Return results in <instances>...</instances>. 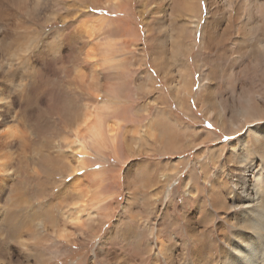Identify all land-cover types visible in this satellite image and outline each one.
Returning a JSON list of instances; mask_svg holds the SVG:
<instances>
[{
    "label": "bare ground",
    "instance_id": "obj_1",
    "mask_svg": "<svg viewBox=\"0 0 264 264\" xmlns=\"http://www.w3.org/2000/svg\"><path fill=\"white\" fill-rule=\"evenodd\" d=\"M131 18L142 25L145 45ZM118 45L134 56L130 68L139 64L147 77L142 94L153 96L134 110L149 114L156 106L131 133L124 124L130 107L121 101L127 85L114 88V96L109 79L111 70L118 81L124 74L127 59L113 52ZM195 46L197 84L188 64ZM147 63L153 75L144 72ZM251 74L264 90V0H0V264H58L86 236L96 241L87 264H138L146 257L149 264H264V109L241 81ZM220 93L234 106L222 105ZM164 97L195 120L193 98L225 133L240 128L234 117L248 125L224 156L223 145L196 154L208 188L201 202V186L183 182L202 220L182 216L187 238L179 245L188 246L182 254L171 234L147 220H116L99 233L111 212L108 160L121 152V140L126 157L144 154L145 143L163 153L187 147L176 137L171 109L159 102ZM208 162L216 169L210 180ZM175 165L166 161L154 174L148 164L131 165L123 174L124 210L141 199L163 201ZM220 212L230 214L222 220L230 231L212 237L205 226ZM141 231L153 239L142 242Z\"/></svg>",
    "mask_w": 264,
    "mask_h": 264
},
{
    "label": "rangeland",
    "instance_id": "obj_2",
    "mask_svg": "<svg viewBox=\"0 0 264 264\" xmlns=\"http://www.w3.org/2000/svg\"><path fill=\"white\" fill-rule=\"evenodd\" d=\"M131 19H134V20H131ZM131 19L130 20L133 23L135 22L134 24L136 25V27L138 26L137 30L140 31L139 34H140V38H141L142 43L141 42H139V43H141L142 45H145L146 40H148V39L145 37V35L143 33L142 25L139 24V21H136V20H138L137 18H131ZM115 35H116V32L114 34H112V38H114ZM192 38L195 39V42L197 43L196 36H192ZM113 50H114L113 52L115 53V56H116L115 58H120L123 55L124 56L127 55L126 57L123 56V58L127 59L126 63H125L126 66L125 65L120 66V73H122L121 70H123V73H124V74H122V76H120V79H119L120 81H118V79L115 78V75H114L115 71L114 70L110 71V72H112V73H110L112 75V77L110 76L109 79L113 83V85H112L113 91L112 92H114L113 93L114 96L117 95L114 88L121 87L122 85H124V89L121 90L123 92L125 90V86L127 85L126 92H124L125 95L123 94L124 97H126L127 99L125 98V99H122L121 101H123V100H125L126 102L128 101L127 106L130 107V109H127V112L129 113L130 117L128 114H126V113L124 114V116H125V120H124L125 123L124 124H126L127 130L131 133L134 130L135 126H136V128H139V126L141 124H145L144 121L147 122L146 119H149L150 116L152 117L154 115V109L156 106L153 104H150L149 114H145L143 112H137L136 113L135 107L137 105L144 104V102L147 103L148 100L153 98V96H149L150 98H147V96L145 94H142L145 90L144 86L148 83L147 77L146 76L143 77L140 75L141 69L137 68L139 64H137L136 67L134 65V68H130V67H132V63H133V61H131L130 59H131V57H134V56H132L128 51L124 50L123 51L124 54L122 55L121 48L119 47V45L117 47H115V49H113ZM197 51H198V48H197V46H195V49H193L191 56H189V62H188V64H190V69H191V72L193 75V80L195 81V84H197V80H198V77H197L198 72L196 73V71H195L196 69H195V65H194V60L199 59L198 58L199 53H197ZM201 56L202 55H200V58H201ZM204 58L206 59L205 56L202 57V59H204ZM130 64H131V66H130ZM150 68L151 67H149V65L147 63V65H145L143 68V69H145L144 72L147 71L149 74L153 75L154 71ZM263 75L264 74H262L261 76H263ZM138 77H140L139 80H138ZM109 79H107V80H109ZM136 79H137V82H136ZM115 80H117V81H115ZM241 81H243L244 83L247 84L246 85L247 89H245V91L251 92L252 96L254 97V100L258 103V105H260L264 109V96H262L264 93V90H263L262 85L256 83V79L253 77L252 74L249 76V79L248 78L245 79V77H243L241 79ZM144 83H145V85H144ZM157 83L158 84L155 86L156 88H160V89L165 88V86H163L162 82H159L157 80ZM138 85L140 86V89H139L140 91L138 89H136ZM221 90H222V88H221ZM221 95L223 96V99H224L223 101L226 102V104L224 102H222V105L226 106L227 109L230 108V106H234V102L232 101L231 98L228 99V101H226L225 100V98H226L225 94L220 93V97H222ZM165 98L166 97H164L163 100H161L159 102L164 101V104L166 105L167 109L168 110L171 109V112L173 114L172 117H174L175 120L177 119L176 125L174 126V128L177 130L176 131V133H177L176 137H180V135H181V140L183 139L182 142L183 141L185 142V144L182 143V145H184V146L187 145V147H185L184 150H182L181 152H178V153H174V152L163 153V152H160L161 151L160 148L158 149V151H149L148 144L145 143L144 145L141 144L139 146V147L144 148V150H145L144 154H141L138 156L129 155L130 157H126L124 154V148L125 147L122 148V146H123V144L121 143L122 140H121V142H119L120 139H118L119 143L117 142L118 143L117 146H121V148H118V151L121 149V152L118 155L112 156L111 159L108 160V165H107V167L109 168V175L111 177L110 183L112 182L111 184L109 183V193L113 190L110 193V194L113 193L112 194L113 196L111 195V197H110L111 198V200H110L111 212H110V215L108 216V218L106 219V220H108V222L106 223V225L104 227H102V229L99 233L103 234L104 231L111 229L112 224L116 220H122L121 221L122 223H126L128 220H133L134 218H136L134 220H140V221L141 220H143V221L147 220V222L148 223L150 222L149 224L153 225V228H155L156 230H158V228H160V229H162V231H165V233L167 232L168 234H171L174 238V241H177V242L173 241L174 246H176L177 249H179L180 254H182L183 252H186L188 250V246H184V245L182 246L181 244L179 245V241L182 242L184 238H187L186 229H185V225L183 222V220H184L183 217H188V216L191 217L192 215H194V217L196 216L195 220H199V221L202 220L201 216L195 212L196 207L198 206V202L195 199L190 198L186 195V191H184L185 187L183 186V182L189 181V185H191L192 182L194 181L195 185L201 186L202 191L198 192V194H197V196L200 195L197 199L198 200L201 199V202L205 201V194H206V191L208 188L207 184L204 183V181H203V174L200 170V166H199L200 163H198L196 154L199 151H201V152L205 151L206 152L210 148H213L215 146L221 147L223 145V147H225L223 149V151H224L223 156H224L226 154V150L228 148V146H227L228 143L234 142L239 136H241L243 134L246 126H248V125L243 124L242 119H240L239 117H234L233 123L240 126V128L237 130L238 132L235 131L233 133L232 132L225 133L217 125H215L211 119H206L205 117H203L202 114H200V112L195 107V100L193 98H192V100H190L193 115L191 114L192 116H190V117H195L197 120L196 119L192 120L186 114L180 113L179 110L175 107L173 101L169 98H168L169 100L165 99ZM144 99H146V100H144ZM129 103H131V104H129ZM129 110H131V111L129 112ZM134 114H136V115L133 116ZM140 115H142V116H140ZM142 119H143V121H142ZM131 121H132V123H131ZM139 122H141V124H139ZM242 124H243V127L241 126ZM241 127H242V129H241ZM195 130L202 135L201 139H198L196 136H194L193 132ZM181 131H185V132H181ZM129 134H127V137H128V139H131L130 138L131 135L129 136ZM182 135H184V136H182ZM210 136H212V137H210ZM176 137L174 139H176ZM185 138L187 140H185ZM202 139H204V140H202ZM129 143H132V140L129 141ZM128 146L134 148L135 145L129 144ZM118 156H119V158H117ZM203 158H204V156L202 157V162H203ZM95 159L97 161L96 160L93 161L94 162V168H92V170L95 171L96 173H98L101 169V166H102L101 162H100L101 159L97 156L95 157ZM166 161L168 163H174L175 162L176 163L175 166L177 167L179 165V168L177 170V168L174 166L173 172L176 174H175V177L172 179V181L168 184L169 187L167 186L166 189L164 190L165 195H164L163 201H162V198H160V197L156 198V200L154 198H152L153 200H148L149 203L146 204L145 200L141 199L140 202H138L137 207H136V205H134L133 209H135V210L130 209L132 211V213H131V211L126 212V210H124V207H126L125 200L128 196H127V192H126L127 188L125 187V175H123V174H125V171L127 169H131L130 168L131 165H134V164L137 165V163L138 164L145 163V164H148L151 166L150 169H152L153 174L156 172L161 173L165 170V168L163 167V163H165ZM177 163H179V164H177ZM206 168L208 169V172H209L208 178L210 180L211 178H213V176L216 172V169L209 162L207 163ZM138 177L139 176H137L136 174H133V180H134L133 182H135L137 184L136 186H140L138 184L142 183ZM115 179H116V181H115ZM98 185H99V181H97V183H96V186H98ZM159 190H160L159 188L150 190L148 195H153L154 192H157ZM129 215H132V216H129ZM228 215H230V214L229 213L223 214V212H220L218 216L215 215V217L212 218V220H214L213 223L207 224L205 226L208 230L211 231L212 237L214 235L216 236V234L222 228L225 230L226 233L227 232L229 233V231H230L229 227L226 225V223L224 221H222V220H227V218L229 217ZM162 220H165V221L162 222ZM165 227H166V229L163 230ZM140 235H141L142 242L143 241L146 242V241H149L150 239H153V236L150 237L143 231H141ZM86 237L90 238V236H86ZM86 239H85V241L82 242V244L80 246L78 245L76 247L77 250H76V248L74 249L72 255H70L64 259H60L58 264H87L89 258L92 255L93 250L95 249L96 241L93 242V240H92V241L87 243ZM76 251H78V252H76ZM138 258L139 257H137L136 259L138 260ZM146 258L148 261L150 260L149 257H146ZM147 260H146V262L142 261V260H140V261L138 260L137 262H138V264H149V262H147Z\"/></svg>",
    "mask_w": 264,
    "mask_h": 264
}]
</instances>
